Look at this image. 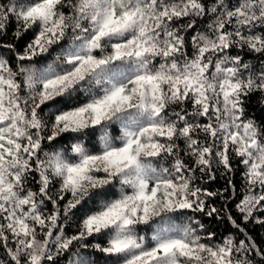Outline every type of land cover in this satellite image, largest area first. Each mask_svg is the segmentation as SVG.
I'll use <instances>...</instances> for the list:
<instances>
[{"label":"snow or ice","instance_id":"6c2138e0","mask_svg":"<svg viewBox=\"0 0 264 264\" xmlns=\"http://www.w3.org/2000/svg\"><path fill=\"white\" fill-rule=\"evenodd\" d=\"M253 95L264 0H0V264H264Z\"/></svg>","mask_w":264,"mask_h":264},{"label":"trees","instance_id":"16d2710c","mask_svg":"<svg viewBox=\"0 0 264 264\" xmlns=\"http://www.w3.org/2000/svg\"><path fill=\"white\" fill-rule=\"evenodd\" d=\"M15 30V21L13 20L12 22L9 23L8 25V30H7V36L5 37V42L6 43H15L17 46L18 50H22L24 45L29 41V39L32 37L33 33L31 31L27 32L25 35H23L19 41H16L13 36L12 33ZM6 55H11L9 53H6ZM245 59L248 60L250 59V55L249 56H245ZM254 62V61H253ZM247 111L249 113V115L255 116L257 119L260 120H264V109H262L260 101L257 99V97L255 95L251 96L249 98V101L247 103ZM223 170L220 169L219 171L216 172V179L214 181H209L207 179V177H204V179L202 181H198V183L204 187L207 188L211 191H222L227 185H226V181L223 178ZM197 175H199V173H197ZM234 182L237 186V196L234 200H232L229 204H228V208L229 210L232 212V215L237 219V221H240V216L239 214L236 212L235 210V204L239 201L240 196H239V192L242 191L241 189V177H240V171H237L233 177ZM229 195H231V192H225L224 193V197H228ZM210 204H215V206L217 208H221L223 207L224 204V200L221 199L220 197H217L213 200H209ZM49 207H51L49 205ZM198 219H201L203 223H205V225L207 227H209L211 230L216 231L218 237L221 234H227L229 232H233L235 231L234 229L231 228V226L228 224L227 219L225 218L223 221L220 220H216L215 217L209 219L207 217L204 216H197ZM249 232V234L256 240V242L258 244L264 245V226H260V225H253V224H248L245 226ZM74 225L70 226L68 228V232L71 233V231L73 230Z\"/></svg>","mask_w":264,"mask_h":264}]
</instances>
